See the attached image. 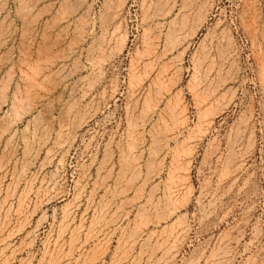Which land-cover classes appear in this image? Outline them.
<instances>
[{"label": "rangeland", "instance_id": "obj_1", "mask_svg": "<svg viewBox=\"0 0 264 264\" xmlns=\"http://www.w3.org/2000/svg\"><path fill=\"white\" fill-rule=\"evenodd\" d=\"M0 264H264V0H0Z\"/></svg>", "mask_w": 264, "mask_h": 264}, {"label": "bare ground", "instance_id": "obj_2", "mask_svg": "<svg viewBox=\"0 0 264 264\" xmlns=\"http://www.w3.org/2000/svg\"><path fill=\"white\" fill-rule=\"evenodd\" d=\"M197 22V21H196ZM193 26H195V25H193ZM197 27V26H196ZM192 28V27H191ZM195 28V27H194ZM193 29V28H192ZM194 30V29H193ZM168 33V32H167ZM173 35V34H172ZM167 41H169V40H167ZM147 43V42H146ZM121 47V46H120ZM156 51V50H155ZM159 77V76H158ZM195 77V76H194ZM161 78V77H160ZM176 109V108H175ZM184 113V112H183ZM171 120V119H170Z\"/></svg>", "mask_w": 264, "mask_h": 264}]
</instances>
